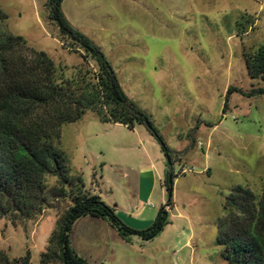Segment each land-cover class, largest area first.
<instances>
[{
	"label": "rangeland",
	"instance_id": "rangeland-1",
	"mask_svg": "<svg viewBox=\"0 0 264 264\" xmlns=\"http://www.w3.org/2000/svg\"><path fill=\"white\" fill-rule=\"evenodd\" d=\"M47 1L0 0L7 30L56 63L79 66L80 56L66 49L48 19ZM61 9L108 60L124 94L147 116L173 160L172 219L135 263L229 264L217 243L227 197L236 186L257 198L264 195V94L259 93L264 81L251 79L244 63L245 56L264 45V0H64ZM229 88L243 93H231L224 111ZM149 140L159 148L166 173L168 157L146 125L130 130L101 123L88 112L63 126L58 147L87 192L96 190L93 195L107 205L117 210L118 203L125 220L140 223L154 221L162 206L156 196L148 201L137 197L139 148ZM174 148H187L181 161L175 160ZM69 206L59 201L16 226L0 219V249L10 260L29 251L31 264H39ZM88 219L96 218L73 224L72 247L84 233L88 244L80 240L76 245L79 257L87 264H115L109 255L118 250L101 242L105 233L89 226ZM151 224L140 223V229L126 225L142 231ZM106 254L107 261L99 263Z\"/></svg>",
	"mask_w": 264,
	"mask_h": 264
},
{
	"label": "trees",
	"instance_id": "trees-1",
	"mask_svg": "<svg viewBox=\"0 0 264 264\" xmlns=\"http://www.w3.org/2000/svg\"><path fill=\"white\" fill-rule=\"evenodd\" d=\"M63 1H47L48 19L58 28L66 49L80 56L79 66L56 63L10 34L7 16L0 9V219L16 226L35 220L59 201L70 203L39 264H87L70 240L73 224L83 217L107 222L125 242L133 237L152 241L170 224L173 194L169 149L147 116L128 100L105 56L66 20ZM244 63L251 79L264 81V45L245 56ZM233 92L243 93L229 88L224 111ZM259 93L264 94V89ZM88 112L101 123L130 130L146 125L170 158L163 182L168 200L146 230L128 227L114 207L87 192L81 177L71 175L69 161L58 147L62 128L81 121ZM225 210L217 237L223 258L229 264H264V195L257 198L249 189L236 186ZM0 264H31V254L27 251L10 260L0 249Z\"/></svg>",
	"mask_w": 264,
	"mask_h": 264
},
{
	"label": "crops",
	"instance_id": "crops-1",
	"mask_svg": "<svg viewBox=\"0 0 264 264\" xmlns=\"http://www.w3.org/2000/svg\"><path fill=\"white\" fill-rule=\"evenodd\" d=\"M184 146L187 147V144H184ZM139 149L140 151L143 150V154H141V158L143 157V159H142L141 166L139 167V172H138L139 173L138 174V181H139L138 191L139 192L137 194V197L139 198L138 200L144 199L148 201L149 199L156 196L155 198L159 201L160 205H163L167 202L168 195L163 186V182L165 178L164 176L165 165L163 162L161 152L159 151V148L156 147V145L150 140L148 141V143H146L143 146V149L141 148ZM174 149L176 152L174 154L175 160L181 161L182 158L184 157L182 155L184 154L186 155L187 153V148H182V149L174 148ZM207 171L209 172L210 170L207 169ZM124 176L126 178L127 174H125ZM176 182L177 180H174L173 185H175ZM93 192L96 194V190H93ZM115 205L117 206V211L120 213V215L123 216L122 214L123 210L122 211L120 210L119 208L120 206L118 205V203H116ZM121 205L122 207H125L124 204H121ZM146 205L148 207H153L149 202ZM134 211L139 213V208L135 206ZM130 217H132V215ZM122 219L125 221V223L128 226L134 229H140L139 228L140 223L146 226L148 224H151V222L153 221V220H144V221H140V223L136 221L131 222L129 220H125L124 216L122 217ZM171 219L172 218L170 216V221ZM78 222L79 221H76L75 224L76 223L78 224ZM85 222L89 226L96 227V229H98L100 232L105 233L104 235H102L103 239L101 242L105 244L109 243V247H111L110 245H113L116 247V250H118L119 253H116L115 256L113 255L114 257L112 258L109 255L110 260L113 261L115 264H123V261L124 262L127 261L126 264H136L135 259L138 258L139 256H142L144 252L148 251L149 247L151 246L150 244L154 242V241H151L149 243H143L139 239H132L131 242L127 243L121 240L119 237H117L114 231L109 227L107 223H105V221L100 220V219H88V221H85ZM87 239H88L87 236H85L83 233L82 235H79L77 239L75 238V243L76 245H78L79 241L82 240L86 244H88ZM76 245L73 247L75 251H78V249L76 248ZM153 248H156V247H153ZM109 251H110V254L114 253V250L111 251L109 249ZM107 255L108 254H106L105 258H102L99 263L107 261V258H106ZM124 257H126L127 260H124ZM150 262H153V260L150 259Z\"/></svg>",
	"mask_w": 264,
	"mask_h": 264
},
{
	"label": "water",
	"instance_id": "water-1",
	"mask_svg": "<svg viewBox=\"0 0 264 264\" xmlns=\"http://www.w3.org/2000/svg\"><path fill=\"white\" fill-rule=\"evenodd\" d=\"M168 163H170V158L168 157ZM171 182V181H170Z\"/></svg>",
	"mask_w": 264,
	"mask_h": 264
}]
</instances>
